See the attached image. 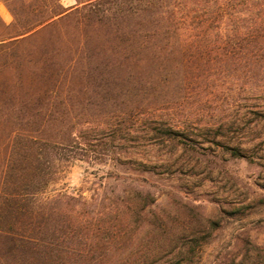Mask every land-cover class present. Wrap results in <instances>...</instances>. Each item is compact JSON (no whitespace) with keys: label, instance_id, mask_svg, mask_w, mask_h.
Listing matches in <instances>:
<instances>
[{"label":"trees","instance_id":"16d2710c","mask_svg":"<svg viewBox=\"0 0 264 264\" xmlns=\"http://www.w3.org/2000/svg\"><path fill=\"white\" fill-rule=\"evenodd\" d=\"M64 1L0 0L14 17H0V264H129L95 254L83 197L36 200L52 154L43 133L84 91L116 98L126 115L185 110L176 95L194 91L264 93V0ZM154 130L200 149L188 120L157 119ZM80 136L56 146H96Z\"/></svg>","mask_w":264,"mask_h":264},{"label":"rangeland","instance_id":"374dc122","mask_svg":"<svg viewBox=\"0 0 264 264\" xmlns=\"http://www.w3.org/2000/svg\"><path fill=\"white\" fill-rule=\"evenodd\" d=\"M0 17L14 22L4 3ZM187 96L176 95L185 110L126 115L116 98L79 94L82 104L43 133L52 154L36 200H87L95 254L109 263L178 264L191 255L193 264H264V93ZM171 117L188 120L200 149L154 130ZM72 131L96 146H56Z\"/></svg>","mask_w":264,"mask_h":264}]
</instances>
